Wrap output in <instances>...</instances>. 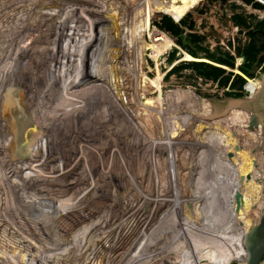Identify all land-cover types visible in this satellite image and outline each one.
I'll return each instance as SVG.
<instances>
[{
	"label": "rangeland",
	"instance_id": "1",
	"mask_svg": "<svg viewBox=\"0 0 264 264\" xmlns=\"http://www.w3.org/2000/svg\"><path fill=\"white\" fill-rule=\"evenodd\" d=\"M86 1L0 0V264H186L194 259L192 250L199 264L207 262L199 227L233 231L249 219L245 210V218L234 216L244 208L242 193L255 173L254 166L246 169L248 154L241 167L253 134L244 114L232 107L258 97L263 87L264 53L245 64L237 50L264 44L253 35L264 4L204 0L184 14L150 15L154 7L143 0ZM164 17L182 34L169 31ZM160 34L173 41L170 48L158 43ZM207 52L234 54L235 69L204 58ZM190 62L221 67L226 78L241 72L252 93L235 76L226 86V79L187 67ZM244 64L252 78L242 73ZM26 110L33 114L24 132L38 124L33 136L40 140L26 154L37 157L40 151L46 161H37L38 174L26 171L23 177L9 159L18 116ZM152 181L160 196L173 198V186L183 197L161 214L174 227L158 230V236L152 234L159 226L153 211L165 205L154 210L138 190L153 191ZM185 208L197 220L180 221ZM201 218L208 220L204 226ZM127 232L135 236L126 239Z\"/></svg>",
	"mask_w": 264,
	"mask_h": 264
},
{
	"label": "bare ground",
	"instance_id": "2",
	"mask_svg": "<svg viewBox=\"0 0 264 264\" xmlns=\"http://www.w3.org/2000/svg\"><path fill=\"white\" fill-rule=\"evenodd\" d=\"M34 1V0H33ZM57 1V0H56ZM72 2H73V0H71ZM88 1V0H87ZM86 1V2H87ZM117 1V0H116ZM132 1V0H131ZM133 1H135V0H133ZM144 1V0H143ZM139 2V0L137 1V2H139V3H142V5H143V3L144 2ZM202 1H204V0H198V1H196L195 3H193L189 8H187L185 11H181V12H165V11H159L158 9H156V8H153L152 10L154 11L153 13H151L150 12V15L152 14H158V15H162V14H170V15H180V14H184V13H187L193 6H195V5H197L198 3H200V2H202ZM258 1V0H257ZM32 2V1H31ZM78 2H80L81 3V1H78ZM89 2V1H88ZM91 2V1H90ZM95 2V1H94ZM94 2H92L93 4H94ZM49 3V2H48ZM79 3V4H80ZM91 3V4H92ZM98 3V2H97ZM146 3V2H145ZM50 4V3H49ZM78 4V5H79ZM82 4V3H81ZM92 4V5H93ZM62 5V4H61ZM70 5V4H69ZM89 4H87V6H88ZM91 5V7L93 8V6ZM101 5V4H100ZM148 5V4H147ZM43 6V5H42ZM41 6V7H42ZM51 6V5H50ZM56 6V5H55ZM80 6V5H79ZM82 6H84L83 4H82ZM81 6V7H82ZM87 6H86V8H87ZM71 7V6H70ZM69 7V8H70ZM98 7V6H97ZM147 6H145V8H146ZM151 7V6H150ZM65 8V7H64ZM89 8V7H88ZM87 8V9H88ZM135 7H133V9H134ZM142 8V7H141ZM144 8V9H145ZM249 8V7H248ZM37 9H38V7L37 8H34V13H37L38 11H37ZM44 9H46V7H44ZM52 9V8H51ZM73 9V8H72ZM71 9V10H72ZM96 9V8H95ZM101 9H102V5H101ZM104 9V8H103ZM102 9V10H103ZM106 9V8H105ZM107 9H109V8H107ZM106 9V10H107ZM132 9V8H131ZM150 9V8H149ZM90 10V9H89ZM130 10V9H129ZM140 10V9H139ZM151 10V11H152ZM51 11V10H50ZM98 11H99V8H98ZM132 11V10H131ZM143 11V10H142ZM150 11V10H149ZM253 11V10H252ZM86 12H87V10H86ZM88 12H91V11H88ZM87 12V13H88ZM138 12V11H137ZM147 12V11H146ZM47 13V12H46ZM80 13V12H79ZM86 13V14H87ZM99 13H101L100 11H99ZM107 13V12H106ZM105 13V14H106ZM110 13V12H109ZM112 13H114V12H112ZM131 13V12H130ZM139 13V12H138ZM142 13V12H141ZM144 13V12H143ZM250 13V12H249ZM41 14V13H40ZM43 14V13H42ZM88 14H90V13H88ZM87 14V15H88ZM94 13H92L91 15H93ZM97 14V13H96ZM104 14V13H103ZM147 14V13H146ZM73 15V14H72ZM109 15V14H108ZM125 15V14H124ZM127 15H128V13H127ZM150 15L148 16V17H150ZM32 16V15H31ZM45 16V15H44ZM123 16V15H122ZM145 16V15H144ZM30 17V16H29ZM93 17V16H92ZM91 17V18H92ZM139 17H141V16H139ZM79 18V17H78ZM87 18H88V16H87ZM99 18H101V17H99ZM111 18V17H110ZM109 18V19H110ZM116 18H118L117 16H116ZM142 18V17H141ZM97 19V18H96ZM84 20V19H83ZM100 20V19H99ZM101 20H103V19H101ZM105 20H106V18H105ZM118 20V19H117ZM14 21V24L15 23H17V22H20L18 19H17V21L16 20H13ZM89 21L91 22V19H90V17H89ZM89 21H87V22H89ZM104 21V20H103ZM113 21V20H112ZM115 21H116V19H115ZM115 21H114V23H115ZM93 22V21H92ZM120 21H118V23H119ZM253 22V21H252ZM94 23V22H93ZM98 23H99V21H98ZM110 23H111V21H110ZM109 23V24H110ZM85 24V23H84ZM101 24V23H100ZM105 24V23H104ZM106 24H107V22H106ZM112 24H113V22H112ZM91 25V24H90ZM98 25V24H97ZM96 25V26H97ZM116 25V24H115ZM114 25V26H115ZM118 25V24H117ZM15 26H17V25H15ZM19 26V25H18ZM17 26V27H18ZM106 26V25H105ZM109 26V25H108ZM111 26H113V25H111ZM142 26V25H141ZM254 26V25H253ZM85 27V26H84ZM92 27H95V26H93L92 25ZM116 27H118V26H116ZM116 27H114L115 29H116ZM113 28V27H112ZM112 28H111V30H112ZM11 29V28H10ZM17 29V28H16ZM94 29V28H93ZM107 29V28H106ZM114 29V30H115ZM14 30V29H13ZM109 30H110V27H109ZM18 31V30H17ZM142 31H144V30H142ZM106 32H108L107 30H106ZM18 33V32H17ZM110 33H111V31H110ZM100 35V34H99ZM161 36L159 37V38H157L156 40L158 41V43L159 42H163V47H165V48H170L172 45H173V41L167 36V35H165V34H160ZM102 36V35H101ZM115 36H116V34H115ZM159 36V35H158ZM83 40V39H82ZM96 43V42H95ZM113 43V42H112ZM111 43V44H112ZM102 44V43H101ZM160 44V43H159ZM115 45V44H114ZM164 45H166V46H164ZM100 46H102V45H100ZM113 46V45H112ZM154 47L155 48H157L158 46L157 45H155L154 44ZM163 47H162V51L160 50V52H164L163 51ZM109 49H110V47H108ZM187 54V53H186ZM108 59V58H107ZM1 60V59H0ZM101 65V64H100ZM99 65V66H100ZM114 68V67H113ZM112 68V69H113ZM109 69V68H108ZM3 71V70H2ZM113 71V70H112ZM110 73V72H109ZM1 74V73H0ZM112 74V73H111ZM0 76H2V74L0 75ZM42 80H43V78H41ZM41 80V81H42ZM258 79H253V81L254 82H258L257 81ZM14 81V80H13ZM35 82V81H34ZM38 83H40V82H38ZM261 84H262V82H261ZM259 87V86H258ZM260 88V87H259ZM261 89V88H260ZM1 90V89H0ZM262 90V89H261ZM66 101V100H65ZM2 103V102H1ZM234 110H237L238 112H240V113H243L244 114V116L246 117V122H247V125H249V129H250V134L252 135H254V134H256L257 135V133H259L258 131H259V129L257 128V130H256V132L254 131V126H253V120H252V116H251V113L249 112V111H247V110H244V107L243 106H234V107H232ZM70 111V110H69ZM29 112H30V110H26V111H24V112H21L20 114H19V116H18V121H19V123H20V127H19V130L17 131H14V133L15 132H17L16 133V137L13 139V141H14V143L12 144L13 146H12V153L10 154V159L9 158H7V159H9V160H11V162H12V164H13V166H14V170H16V172L17 173H19L20 174V176L22 175L23 177H24V175H25V172L27 171H31V172H35V174H38V170H39V168L40 167H38V164H37V161H39V160H45L42 156H40L39 154H40V151H38V156L36 157V154H33V155H30V154H26L28 151L31 153V151H32V149H33V147H34V145L36 144V148L37 147H39V143H40V140L38 141L36 138L37 137H34L33 136V134H35V133H33L34 132V129H37L38 128V124L36 125L37 126V128H36V126H35V124L32 122V125H31V127H30V130H29V134H28V130L27 131H25L24 132V129L23 128H25L26 127V125L28 126V121H29V118L30 119H32V114H33V111H32V114L30 113L29 114ZM68 113V112H67ZM28 116H29V118H28ZM183 116V115H182ZM17 118V117H16ZM119 118V117H118ZM16 120L17 119H15L14 120V123L16 122ZM162 122V121H161ZM37 123V122H36ZM164 123V122H163ZM188 123V122H187ZM162 124V123H161ZM166 125V124H165ZM184 127V126H183ZM1 129L0 130H3V126H1L0 127ZM83 128V127H82ZM85 129V128H84ZM160 129V128H159ZM86 130V129H85ZM87 131V130H86ZM4 132V131H3ZM66 133V132H65ZM0 134H2V132H0ZM4 134V133H3ZM180 133L178 132L177 133V135H179ZM250 134H248V136L250 135ZM86 135V134H85ZM168 135V134H167ZM250 135V136H251ZM193 136V135H192ZM4 137H5V135H4ZM87 137V136H86ZM174 137V136H173ZM179 137V136H178ZM182 137V136H181ZM191 137V136H190ZM0 138H1V136H0ZM56 138V137H55ZM163 138H164V136H163ZM52 139V138H51ZM154 139V138H153ZM255 139H256V136H255ZM255 139H254V142H251V140H248L247 142L248 143H246L245 144V147H244V149H243V156H242V162H241V167L243 168V166H245L244 165V163L245 162H248L249 160H248V156H247V153H246V150H247V148H250L251 146H254V144L256 143V141H255ZM34 140H35V142H34ZM171 140V139H170ZM160 141V140H159ZM183 141V140H182ZM191 141V140H190ZM2 142V141H1ZM0 142V143H1ZM39 142V143H38ZM61 142V141H60ZM89 142V141H88ZM183 143V142H182ZM191 143V142H190ZM193 143V142H192ZM189 144V143H188ZM152 145V144H151ZM188 146V145H187ZM42 147V146H41ZM172 148V147H171ZM175 149V148H174ZM37 150H39V149H37ZM62 151V150H61ZM138 151V150H137ZM193 151V150H192ZM61 153V152H60ZM62 154V153H61ZM176 154V153H175ZM27 155H30V157H28V159L26 160H24V156H27ZM187 155V154H186ZM171 156V155H170ZM188 156V155H187ZM179 157V156H178ZM253 158H254V156H252ZM37 159V160H36ZM46 159H47V161H50L51 160V158H49V156L47 157L46 156ZM187 159V158H186ZM251 159V163L253 162V159L252 158H250ZM46 161V160H45ZM34 162H36V163H34ZM176 162V161H175ZM34 163V164H33ZM81 163V162H80ZM172 163V162H171ZM250 163V165H246V169H248L249 167H253V164H251ZM32 165H34L33 167H32ZM0 166H1V163H0ZM70 167V166H69ZM166 167H168V166H166ZM177 167V166H176ZM75 171L77 170V169H74ZM75 171H72L71 169H69V171L68 172H72V173H74ZM249 171L250 170H245L243 173H245V176H246V174H248L249 173ZM40 172V171H39ZM44 172V171H43ZM154 172V171H153ZM169 173V172H168ZM52 174V173H51ZM75 174V173H74ZM173 174V173H172ZM252 174L253 173H250L248 176H249V178H251L252 177ZM49 175V174H48ZM53 175V174H52ZM66 175V174H65ZM81 175V174H80ZM174 175H175V173H174ZM183 175V174H182ZM134 176V175H133ZM256 177V176H255ZM50 178H51V176H50ZM179 179V178H178ZM183 179V178H182ZM1 181V180H0ZM181 181V180H180ZM178 182V181H177ZM255 182V181H254ZM42 183V182H41ZM175 183V182H174ZM179 183V182H178ZM63 184V183H62ZM155 184V185H154ZM170 184V183H169ZM152 185H153V191H151V192H145V191H143V190H140L141 188L140 187H138V190L140 191V193L142 194V196H143V198H146V199H148V200H152L153 202H154V207H153V209L154 210H156L157 208H158V206H163V205H165L164 207H163V210H160V213H158V212H154L153 211V213H156V219H155V221H154V223L157 221L158 222V225L160 226H157L158 228L157 229H155L154 228V233H152L153 235L154 234H156L157 233V231L158 230H162V229H165L166 231L167 230H169V226H173L172 225V223L169 221H167V222H164L162 219L164 218V216L163 217H161V214L163 213L164 215H165V213L167 214L168 212H169V210L170 209H167L168 208V206L167 205H176V202L178 203H180V202H182V195L180 194V193H178V191L179 190H181V189H179L177 192H176V190L173 188V186H172V189L173 190H170V188H169V190L170 191H173V193H174V195H173V198H171V197H167L166 195L167 194H165V195H161L160 196V194L158 195L157 193H155V191L156 190H154V188H156V187H159V185L158 184H156V183H154L153 181H152ZM174 185V184H173ZM248 185L249 184H247V186H245L244 188V192L242 193V197L243 198H245L244 200H243V204H244V208H242L241 209V211L239 212V211H236V214L237 215H235L234 217H238L240 214H241V216H240V218H245V217H243V215H242V212L245 210L246 212H248V216H249V219H248V217L247 218H245V222H246V224H244L243 222H241V223H239V225H238V227L237 228H235L237 231H242V230H246L251 224H253V221H254V211H253V208H252V203H253V201H254V198H255V196H254V194H253V192L251 193V191H252V187H254L253 185L251 186V191H250V194L248 193V190H247V188H248ZM0 186H2V184H0ZM61 187H63V186H61ZM164 187V186H163ZM165 192V191H164ZM163 192V193H164ZM74 193V192H73ZM146 193V194H145ZM167 193V192H166ZM186 194V193H185ZM175 196V197H174ZM78 197H80V196H78ZM108 197V196H107ZM181 198V200L180 201H178L179 199ZM184 199H185V197H184ZM67 200V199H66ZM187 201V200H186ZM185 201V202H186ZM85 202V201H84ZM81 203V202H80ZM79 203V204H80ZM100 203V202H99ZM165 203V204H164ZM189 204H190V202H188ZM85 204V203H84ZM182 204H184V203H181V205ZM0 205H1V203H0ZM72 205H74V204H72ZM82 205V204H81ZM185 205H188V204H186L185 203ZM184 205V206H185ZM194 205V204H193ZM192 205V206H193ZM167 206V207H166ZM190 206V205H189ZM191 206V207H192ZM78 207H79V205H78ZM195 207V206H194ZM87 208V207H86ZM181 208H183V207H181ZM196 208V207H195ZM73 209V208H72ZM159 209V208H158ZM188 209V208H187ZM192 209V208H191ZM71 210V209H70ZM179 210V209H178ZM189 210V211H188ZM188 210H186V208H185V211L186 212H188L187 213V215L186 216H184V215H180V212L181 211H179V213H177V212H173L175 215H177V217H179L178 216V214L180 215V217L178 218V219H180V221L182 220V222L184 223L187 219H192V220H195L196 218V213H195V215L194 214H192V211H190V209H188ZM164 211H165V213H164ZM56 212V211H55ZM139 212H140V210H139ZM197 212V211H196ZM1 213H3L4 214V211H2V210H0V218H4V215L3 214H1ZM132 214V213H131ZM181 214H183L182 212H181ZM127 215H128V213H127ZM134 215V214H133ZM139 215V214H138ZM141 215V214H140ZM201 215V214H200ZM61 216V215H60ZM154 216V217H155ZM136 217V216H135ZM173 217V216H172ZM175 217V216H174ZM14 218V217H13ZM71 218V217H70ZM173 218H171V220H172ZM176 219V218H175ZM112 220V219H111ZM118 220V219H117ZM124 220V219H123ZM130 220V219H129ZM149 220V219H148ZM191 220V221H192ZM197 220V219H196ZM206 220L207 219H205V220H203L202 218H201V221H200V223H198L199 224V226L200 225H205L202 221H205L206 222ZM127 221H128V219H127ZM147 221V220H146ZM208 221V220H207ZM125 222V221H124ZM136 222V221H135ZM152 222V221H151ZM132 223V222H131ZM147 223V222H146ZM150 223V222H149ZM153 223V222H152ZM152 223H151V225H152ZM165 223V224H164ZM188 224V223H187ZM187 224H185V225H187ZM195 224H196V222H195ZM141 225V224H140ZM184 225V224H183ZM184 225V226H185ZM138 226V225H137ZM166 226V227H165ZM63 227V226H62ZM106 227V226H105ZM139 227V226H138ZM174 227V226H173ZM183 227V226H182ZM187 227V229H189L190 227H188V226H186ZM65 228V227H64ZM127 228V227H126ZM153 228V227H152ZM227 228H228V226H227ZM229 228H231V227H229ZM141 231H143L141 228H139ZM183 229H185V228H183ZM199 229H201V235H206V234H209L211 231H213L212 229H210V228H206V226H204V228H201V227H199ZM231 229H233V228H231ZM135 230V229H134ZM151 230V229H150ZM153 230V229H152ZM173 230V229H172ZM197 230V229H196ZM126 231V230H125ZM128 231H129V228H128ZM139 231V230H138ZM137 231V232H138ZM140 231V232H141ZM147 231H148V229H147ZM176 231V230H175ZM179 231V230H178ZM183 231V230H182ZM184 231H186V230H184ZM183 231V232H184ZM193 231H195V230H193ZM132 232V231H131ZM131 232L130 233H126V239H127V237L129 238V239H131L132 237H134L135 235H132L131 236ZM162 232V231H161ZM151 233V232H150ZM167 232H165V234H166ZM176 232H174V234H175ZM179 233H181V232H179ZM178 233V234H179ZM134 234H136V233H134ZM138 234V233H137ZM141 234V233H140ZM145 234V233H144ZM99 235V234H98ZM130 235V236H129ZM147 235V234H146ZM145 235V236H146ZM157 235V234H156ZM168 235V234H167ZM181 235V234H180ZM189 235V234H188ZM158 236V235H157ZM182 236V235H181ZM193 233H192V231L190 230V239H192L191 241H193ZM153 238H154V236H153ZM152 238V239H153ZM166 238V237H165ZM180 238H182V237H180ZM155 239V238H154ZM156 239H157V237H156ZM155 239V240H156ZM176 239V238H175ZM174 238H172V240H175ZM186 240V239H185ZM126 241V240H125ZM179 241V240H178ZM190 241V242H191ZM156 242H158V240L156 241ZM166 242V241H165ZM18 243H20V242H18ZM162 243V242H161ZM176 243V242H175ZM179 243V242H178ZM183 243V242H182ZM195 243V242H194ZM166 244V243H165ZM89 245V244H88ZM124 245V244H123ZM137 245V244H136ZM162 245V244H161ZM169 245V244H168ZM182 245V244H181ZM185 245V244H184ZM201 245V244H200ZM203 245L205 246V243H203ZM175 246H177V245H175ZM178 247V246H177ZM206 248H205V250H208L207 252H205L204 253V256L202 255L201 257H205V259L207 260V262L206 261H202V263L201 264H216V263H218V262H232V263H229V264H246V263H244V262H242V261H239L237 258H236V256H235V253H234V250L230 247V246H227L226 244H223V243H217V242H215V243H211V244H208V243H206V246H205ZM127 248V247H126ZM203 248V247H202ZM173 249V248H172ZM181 249H182V247H181ZM190 250V249H189ZM196 250V249H195ZM203 250H204V248H203ZM122 251V250H121ZM173 251H176V250H173ZM176 252H178V250L176 251ZM196 252V251H195ZM124 253V252H123ZM127 253V252H126ZM157 253H158V251H157ZM203 253V252H202ZM191 254H193V260H191V261H189V263L190 264H199V262L197 261L198 259L196 258V256L194 257V250H192L191 251ZM196 254H197V252H196ZM178 255H180L182 258H184V257H186L187 255H185V254H180L179 252H178ZM190 255V254H189ZM188 255V256H189ZM217 257V258H216ZM53 258V257H52ZM55 258V257H54ZM188 258V257H187ZM187 258H185V259H187ZM169 259V258H168ZM173 259V258H172ZM181 259V258H180ZM180 259L179 260H177L178 262H180ZM184 259V260H185ZM71 260V259H70ZM170 260V259H169ZM189 260H190V258H189ZM176 261V262H177ZM187 261V260H186ZM200 261V260H199ZM177 262V263H178ZM205 262V263H204ZM188 263V261L186 262V264H189ZM183 264V263H182Z\"/></svg>",
	"mask_w": 264,
	"mask_h": 264
},
{
	"label": "water",
	"instance_id": "3",
	"mask_svg": "<svg viewBox=\"0 0 264 264\" xmlns=\"http://www.w3.org/2000/svg\"><path fill=\"white\" fill-rule=\"evenodd\" d=\"M144 1L159 11L181 12L185 11L198 0ZM258 2L264 4V0H258ZM239 74H241V72ZM245 89L252 93L249 88V83L246 85ZM243 107L244 110L251 113L254 131L256 132L257 128L259 129V133H257V135L254 134L251 140V142H254L256 136V143L246 150L248 156L253 159L252 163L255 167V173L252 174L251 178L248 176L247 179L249 182V194L251 186H254L251 191L255 196L252 203L254 221L246 230L242 231L213 230L204 236L203 241L208 244L217 242L230 246L234 250L236 258L246 264H262L264 262V83L258 97L254 99L251 97L246 100ZM252 156H254V158Z\"/></svg>",
	"mask_w": 264,
	"mask_h": 264
},
{
	"label": "trees",
	"instance_id": "4",
	"mask_svg": "<svg viewBox=\"0 0 264 264\" xmlns=\"http://www.w3.org/2000/svg\"><path fill=\"white\" fill-rule=\"evenodd\" d=\"M163 25L169 30L174 32L176 35H181L182 30L179 25L174 23L170 18L164 17L162 20ZM254 36L260 35L261 38L264 39V19L258 24L257 30L255 33H253ZM200 43V40L197 41V44ZM177 51V50H174ZM264 53V44L261 47H257L254 45H250V47L246 51H242L241 49L237 50L238 56H243L246 61L245 64L249 63L250 61H256L258 59V56L262 55ZM192 55L197 57L199 55V52H193ZM204 58L210 60L211 62H215L221 65L228 66L231 69H235V55L232 53H227L226 58L218 57L215 54H210V52H207L203 54ZM175 58V52L172 54V57H170L169 60L173 61ZM245 64L241 67V71L244 75L248 77H253V75L249 72V70L245 67ZM187 67L193 68L196 71H199L200 73H206L208 78L214 79L216 81L222 79H226V81L223 82V85H228L231 77L235 76V79H237L241 84V89L244 90V88L247 85V80L239 75L234 74V72H229V77H225V74L228 73L227 70L214 66L207 62H190ZM237 97H242V94H238Z\"/></svg>",
	"mask_w": 264,
	"mask_h": 264
}]
</instances>
